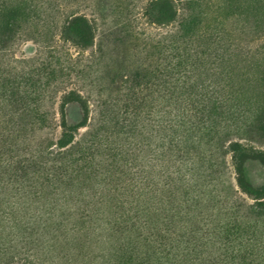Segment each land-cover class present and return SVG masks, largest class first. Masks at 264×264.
Wrapping results in <instances>:
<instances>
[{"label":"trees","instance_id":"16d2710c","mask_svg":"<svg viewBox=\"0 0 264 264\" xmlns=\"http://www.w3.org/2000/svg\"><path fill=\"white\" fill-rule=\"evenodd\" d=\"M144 13L158 24L175 17L171 0H152ZM95 31L84 15L69 16L60 30L80 49ZM178 66L160 84L167 119L124 145L114 133L129 138L136 112L102 101L109 84L93 97L113 117L91 123L88 95L70 90L60 101L61 133L51 140L37 78L33 152L7 165L9 180L0 178V264H264V104L244 101L227 74L200 87L194 75L171 78ZM117 78L110 84L124 78L126 88L139 87L146 74ZM69 105L79 113L73 122ZM228 154L237 190L223 178ZM253 165L262 172L256 181L248 176ZM96 244L106 246L95 253Z\"/></svg>","mask_w":264,"mask_h":264},{"label":"rangeland","instance_id":"374dc122","mask_svg":"<svg viewBox=\"0 0 264 264\" xmlns=\"http://www.w3.org/2000/svg\"><path fill=\"white\" fill-rule=\"evenodd\" d=\"M151 1L0 0V178L9 180L13 171L7 172V165L19 166L33 152L38 132L33 97L39 76L44 90L41 107L49 125L44 132L53 141L61 133V97L70 90L88 95L93 124L111 118L112 108L122 112L129 107L130 113L136 112L129 120L136 126L129 138L114 133L120 145L135 144L159 130L162 117L167 119L160 84L163 73L171 72L170 65H179L178 75L173 71L171 78L194 75L199 87L230 75L231 87L244 101L255 107L264 104V0H171L175 17L168 24L145 16ZM73 15H84L96 28L93 43L86 49L61 37L63 22ZM176 46L180 49L175 50ZM191 52H198V58H189L186 54ZM136 70L146 74L139 87L132 83L126 88L129 83L124 78L110 84L119 74ZM45 81L50 83L45 86ZM107 84L101 99L115 104L107 107L108 115L93 97ZM78 116L75 106L66 108L67 120L73 122ZM86 130L80 128L78 136ZM154 135L157 138L158 133ZM232 171L228 154L223 178L237 190ZM261 175L258 166L248 170L252 181ZM236 195L252 202L242 193ZM105 246L96 244L95 253Z\"/></svg>","mask_w":264,"mask_h":264}]
</instances>
